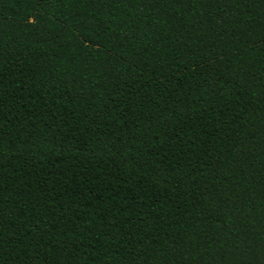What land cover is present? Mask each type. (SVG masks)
<instances>
[{
  "label": "trees",
  "instance_id": "16d2710c",
  "mask_svg": "<svg viewBox=\"0 0 264 264\" xmlns=\"http://www.w3.org/2000/svg\"><path fill=\"white\" fill-rule=\"evenodd\" d=\"M0 264H264V0H0Z\"/></svg>",
  "mask_w": 264,
  "mask_h": 264
}]
</instances>
